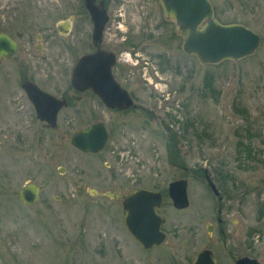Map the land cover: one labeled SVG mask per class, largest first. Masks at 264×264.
I'll return each mask as SVG.
<instances>
[{"label": "rangeland", "instance_id": "1", "mask_svg": "<svg viewBox=\"0 0 264 264\" xmlns=\"http://www.w3.org/2000/svg\"><path fill=\"white\" fill-rule=\"evenodd\" d=\"M67 1L0 0V24L26 25L53 14L47 18L53 30L57 5ZM209 1L219 23L240 24L260 36L252 56L202 66L183 53L159 0H107L111 23L130 29L123 58L140 46L139 59L132 60H138L133 73L146 84L140 102L144 110L155 104L156 109L141 112L138 121L129 116L127 126L113 129L105 149L94 155L70 144L71 133L93 122L88 104L76 120L63 112L58 127L63 136L0 138V264H192L204 249L219 264H233L219 236L217 200L205 170L238 210L226 245L239 253L249 246L252 256L264 258V0ZM62 42L59 37L46 47L55 51ZM31 44L34 52V38ZM64 45L69 49L59 66L61 89L74 57L71 44ZM167 100L174 102L166 106ZM180 179L188 181L185 210L174 209L167 195L169 183ZM27 182L41 188L33 206L18 197ZM141 189L162 193L158 214L166 221L164 243L146 251L123 225L122 200L99 195Z\"/></svg>", "mask_w": 264, "mask_h": 264}, {"label": "flooded vegetation", "instance_id": "2", "mask_svg": "<svg viewBox=\"0 0 264 264\" xmlns=\"http://www.w3.org/2000/svg\"><path fill=\"white\" fill-rule=\"evenodd\" d=\"M94 1L95 6L103 2L102 7L107 17L101 33L95 29L96 20L102 15L100 10L90 12L84 0H77V3L68 0L67 3L58 4L57 6H60L56 13L58 20L53 30L47 26V18L53 17V14L48 17L46 15L40 21L30 20L31 22L28 21L26 25L20 23L17 26L13 24L2 26L0 24V34L6 35L16 44V50L12 55L3 54L0 57V138L9 139L17 134H24L22 137H44L52 132L63 136L62 131L58 129L63 112L68 111L71 118L76 120L82 111L81 108L88 104V114L93 121L92 124L103 122L109 139L113 129L127 126L129 116L138 121L141 112L146 111L152 114L156 109L155 104L153 108L144 110L143 103L140 102L144 91L143 85H146L143 83L145 79L143 80L141 74L138 76L132 70L138 67V60L136 63H132V60L139 59L140 46L136 50L129 51V57L125 55L123 58L124 50L127 49L126 36L130 29L126 25L111 23L106 7L107 0ZM38 5L36 8H40ZM120 14L125 15V12ZM24 16L27 15L24 14ZM59 37L66 42H62L61 46L57 45L58 50L54 51L52 45H49V48L46 47L47 44L59 40ZM33 38L36 40L33 46L34 52L30 50ZM64 43L71 44L74 57L68 80L66 79L65 82L66 88L61 89L58 85L63 78V73L59 66L65 61L63 55V52H67L65 48L69 49ZM89 55L93 57L86 62L82 61ZM53 63H56L54 64L56 67L50 66ZM73 72H75L74 85L71 84ZM58 90L61 91L58 92ZM39 91L53 96L57 102L44 99ZM178 91L181 96L182 91L180 89ZM188 94L190 92L176 100L184 99ZM151 95L156 99V96H153L155 94L151 93ZM129 101V107L125 108ZM169 102L174 101L167 100L166 106L170 104ZM63 103L65 105L58 110V105ZM53 119L55 127H49V122L52 123ZM177 167L180 168V166ZM183 170L186 171L185 168ZM216 189L218 196L209 190L217 200L216 225L221 241L225 242L230 258L228 261L237 264L240 259L247 258L264 264V258L252 256L249 246L242 254L236 248L226 245L231 234L230 221L233 219L234 212L238 210L233 207V200L230 202L231 197L224 188L216 187ZM209 224H207V232L208 229L214 231L212 224ZM208 234L212 233L208 232ZM213 255L215 257L214 253ZM215 263L219 264L216 257Z\"/></svg>", "mask_w": 264, "mask_h": 264}, {"label": "water", "instance_id": "3", "mask_svg": "<svg viewBox=\"0 0 264 264\" xmlns=\"http://www.w3.org/2000/svg\"><path fill=\"white\" fill-rule=\"evenodd\" d=\"M90 12L100 10L101 17L96 20L95 29L100 32L106 23L103 2L95 6L94 0H84ZM165 18L172 20L176 32L182 37V50L186 55L196 58L203 66L218 65L224 61L237 62L251 56L260 45V36L240 24L223 25L214 17V11L209 0H159ZM16 50L15 42L6 35L0 34V57L12 55ZM93 55L86 56L82 61H88ZM109 72V69H108ZM110 75V72H109ZM75 72L71 84L74 85ZM40 92V91H39ZM44 99L57 102L53 96L40 92ZM65 103L58 105V110ZM129 104L126 107H129ZM38 108V107H37ZM49 127H55V120L49 122ZM108 136L103 123H96L79 130L70 137L73 148L83 153L97 154L101 152ZM63 174V170L59 169ZM205 180L215 196L219 193L207 170ZM40 187L36 183H26L18 192L20 200L26 206H33L38 201ZM95 194V192H93ZM97 194V193H96ZM168 194L175 209L183 210L189 206L187 195V180H179L169 184ZM108 198L121 199L123 211V225L144 250H150L161 245L166 235L161 228L165 219L157 214L161 205V194L155 191L139 190L127 197L118 193H101ZM210 233L211 230L208 229ZM192 264H216L211 251L203 250L197 254ZM237 264H259L256 260L240 259Z\"/></svg>", "mask_w": 264, "mask_h": 264}, {"label": "trees", "instance_id": "4", "mask_svg": "<svg viewBox=\"0 0 264 264\" xmlns=\"http://www.w3.org/2000/svg\"><path fill=\"white\" fill-rule=\"evenodd\" d=\"M243 146V144H241Z\"/></svg>", "mask_w": 264, "mask_h": 264}]
</instances>
